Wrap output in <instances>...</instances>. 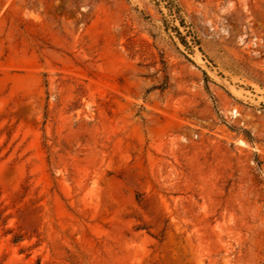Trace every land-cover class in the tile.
I'll return each mask as SVG.
<instances>
[{
    "label": "rangeland",
    "instance_id": "374dc122",
    "mask_svg": "<svg viewBox=\"0 0 264 264\" xmlns=\"http://www.w3.org/2000/svg\"><path fill=\"white\" fill-rule=\"evenodd\" d=\"M0 264H264V0H0Z\"/></svg>",
    "mask_w": 264,
    "mask_h": 264
},
{
    "label": "trees",
    "instance_id": "16d2710c",
    "mask_svg": "<svg viewBox=\"0 0 264 264\" xmlns=\"http://www.w3.org/2000/svg\"><path fill=\"white\" fill-rule=\"evenodd\" d=\"M181 40H182V42H183L184 44H186L185 41H184L183 39H181ZM203 74H204V76H205V79H207V75H206V73L203 72ZM18 240H19V235H18V236L16 235V236L14 237V241L16 242V241H18Z\"/></svg>",
    "mask_w": 264,
    "mask_h": 264
}]
</instances>
